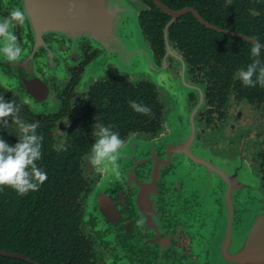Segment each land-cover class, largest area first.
<instances>
[{"label":"flooded vegetation","instance_id":"1","mask_svg":"<svg viewBox=\"0 0 264 264\" xmlns=\"http://www.w3.org/2000/svg\"><path fill=\"white\" fill-rule=\"evenodd\" d=\"M27 1L0 0V71L15 79L0 81V121L17 135L45 129L57 152L75 134L83 141L90 133L76 145L85 264H200L201 256L209 264L216 227L207 233L201 204L210 178L225 172L198 150L219 157L239 149L264 186V0H125L137 8L151 54L142 60L133 43L121 41V52L130 53L121 59L144 70L135 77L102 63L111 53L99 43L51 29L61 14L31 15ZM39 3L72 6L63 13L70 20L83 15L88 0ZM126 25L118 24V35ZM98 64L97 77L86 78ZM165 73L189 88V113L173 131L169 114L178 99L151 78ZM109 148L118 155L98 162L97 152ZM107 164L114 173L102 183Z\"/></svg>","mask_w":264,"mask_h":264},{"label":"trees","instance_id":"2","mask_svg":"<svg viewBox=\"0 0 264 264\" xmlns=\"http://www.w3.org/2000/svg\"><path fill=\"white\" fill-rule=\"evenodd\" d=\"M33 129L17 135L0 121V248L41 264H85L89 247L78 225L84 180L76 145L90 133L83 141L75 134L57 152L48 131ZM0 264L36 263L0 255Z\"/></svg>","mask_w":264,"mask_h":264},{"label":"rangeland","instance_id":"3","mask_svg":"<svg viewBox=\"0 0 264 264\" xmlns=\"http://www.w3.org/2000/svg\"><path fill=\"white\" fill-rule=\"evenodd\" d=\"M114 2H119V4L116 5H123L125 3V0H113ZM127 21V25L125 29H121L120 32H122V36L126 38L129 42L133 43L135 48L139 51H141L140 58L142 60H148L150 54L149 47L143 37L139 22H138V17H137V8L132 6H128L127 10L121 14V19L119 24L123 25ZM118 28V27H117ZM118 31V30H117ZM127 42V41H126ZM128 42L127 47L129 48L131 44ZM121 49H116L111 51L110 57L107 55L106 60H104L102 63H113L117 67H119L121 70L129 73L132 76H137L140 74H144V70H137L134 67H130L129 61L130 57L127 60L121 59L123 56V52H121ZM119 54L121 58L117 59L116 57ZM127 57V54H124ZM136 56L137 55H132ZM131 57V59H132ZM147 61H145L146 63ZM106 67V64H104ZM103 65L98 64L97 66L92 67L91 70L88 71L86 78H88L90 75L93 77H97L95 75L99 74V69L102 68ZM103 73V72H102ZM152 81L160 84V85H167L170 89V94L173 99H178V102L175 103L174 109L171 111L169 114V129L170 130H175L180 127V122H179V116L182 115L183 118H187V114L189 113V108H188V97L187 93L189 88L187 85H185L186 81L181 79H175L173 78L169 73H165L164 78L157 79L158 77L151 76ZM186 80L187 76H186ZM0 81L3 83H15V79L13 77H10L7 73L0 71ZM187 127V126H186ZM188 132V128H186V133ZM136 137H132L131 141L137 143L139 146V149L145 150L146 148L143 147L141 144V140L136 141ZM133 146V145H132ZM122 150H120L121 153ZM115 152L116 155H118L119 151L118 149L114 148H109L107 150H102L100 149V152H97L96 154V160L100 163L104 161V158H109V153ZM200 156H203L205 159L212 161L215 164L214 168L223 170L225 173L229 175H237V178L239 182L242 184H250L251 189L248 193L242 192L240 195L235 197L243 199L242 201H235V208H236V218L234 221V227H233V233L234 235H237V232L240 230L246 233L250 226L251 223L253 222V218L255 217V214L259 209H264V186L261 183L258 175L255 173L254 168L252 165L244 159V157L241 156V153L239 149L236 150H231V149H224L221 152V155L219 157H216L214 155H210L209 151L205 149H199L197 152ZM108 170V164L106 165V174L105 176L102 177L101 181L102 183L104 182V178L107 176L109 179L112 176L111 173L113 172V169L110 168L109 172ZM215 170V169H214ZM213 170V172H214ZM214 174V173H213ZM209 175V173H208ZM106 177V178H107ZM108 179V180H109ZM211 184H212V189L210 188V192H208L207 197H204V202L201 204V212L203 215L206 217L205 223L207 224L208 229L207 233L209 231H212L213 226L216 227V231L219 232V239L221 240L224 233H227L228 229V212L227 208L223 206L222 204V198L224 196V193L226 191V188L224 186V189L222 188L221 183L223 182V177L219 172H216L211 178ZM105 183V182H104ZM224 185V184H223ZM213 187L215 190H213ZM97 191L101 189L100 185H97L95 187ZM95 189L94 193L97 192ZM94 195V194H93ZM92 195L91 198H89V202L92 203L94 196ZM217 199H220L221 202H217ZM257 206V209L256 207ZM187 218V217H186ZM186 220V219H185ZM246 221V225L244 228H242V222ZM243 233V234H244ZM219 247L215 245V247H212V251L218 250ZM193 252L197 253L200 252L195 246H193ZM211 258L209 259V264H214V259L213 256L210 254ZM207 257L205 258L204 256H201L199 262L200 264L206 263ZM224 264V263H223Z\"/></svg>","mask_w":264,"mask_h":264},{"label":"water","instance_id":"4","mask_svg":"<svg viewBox=\"0 0 264 264\" xmlns=\"http://www.w3.org/2000/svg\"><path fill=\"white\" fill-rule=\"evenodd\" d=\"M48 2L49 1H47V3ZM66 7L73 9L72 6L64 7L60 4L41 5L39 0H29L26 2V8L31 15H38V11H44L48 13V15L50 13L61 14V16L56 19H51L49 21L51 29L55 31L77 32V35L90 38L95 43H99L101 46L108 49L109 52L117 48L122 50L123 45L121 41L127 47L128 42L126 41L128 40L117 33V26L120 22L121 14L125 12L128 7L125 3L123 5H109L101 3L100 0H88V4L86 6L84 5L83 15L77 16L75 19L71 17L70 20H65L63 17V13L67 9ZM119 54L120 53L116 56L118 57L117 59L121 58ZM212 167L214 168V166ZM223 175V179L228 186L225 191V200L228 201L226 210L228 212L229 222L227 233H224L221 240L219 239V232L216 231L213 236V246L215 247L216 245L219 247L217 251H212L213 246L211 247V255L213 256L214 264H264V209H259L257 211L246 233H244V230L240 232V229L237 235H234V221L237 218L235 201H239L240 199L239 197L235 199V195L238 191L240 194L244 192L249 195L251 185L239 182L237 175H229L227 173ZM242 200L243 199H240V201ZM255 207L257 209V206ZM237 219L239 221V218ZM241 224L242 228H244L246 221ZM201 234L206 236L205 232ZM0 255L17 257L36 264H41L38 260L20 252L0 248Z\"/></svg>","mask_w":264,"mask_h":264}]
</instances>
